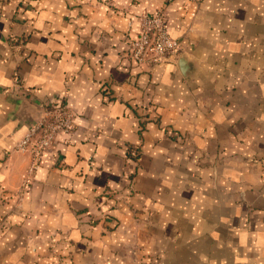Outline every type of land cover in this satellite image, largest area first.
<instances>
[{
    "label": "crops",
    "instance_id": "obj_1",
    "mask_svg": "<svg viewBox=\"0 0 264 264\" xmlns=\"http://www.w3.org/2000/svg\"><path fill=\"white\" fill-rule=\"evenodd\" d=\"M157 11L179 52L136 64ZM0 264H264V0H0Z\"/></svg>",
    "mask_w": 264,
    "mask_h": 264
},
{
    "label": "built area",
    "instance_id": "obj_2",
    "mask_svg": "<svg viewBox=\"0 0 264 264\" xmlns=\"http://www.w3.org/2000/svg\"><path fill=\"white\" fill-rule=\"evenodd\" d=\"M178 42L167 32L163 11L139 18L137 33L130 42L128 58L136 64H156L176 57ZM12 87H20L14 76ZM43 116L17 141L14 151L27 154L30 175L39 165L42 155L52 146L59 134H70L74 128L72 111L63 100L43 107ZM133 154H135L133 152Z\"/></svg>",
    "mask_w": 264,
    "mask_h": 264
},
{
    "label": "water",
    "instance_id": "obj_3",
    "mask_svg": "<svg viewBox=\"0 0 264 264\" xmlns=\"http://www.w3.org/2000/svg\"><path fill=\"white\" fill-rule=\"evenodd\" d=\"M43 114H44V110H43V108H41V109H39V113H38V116H37V118L32 122V123H30L29 124V126L27 127V130L33 125V124H35L42 116H43Z\"/></svg>",
    "mask_w": 264,
    "mask_h": 264
},
{
    "label": "trees",
    "instance_id": "obj_4",
    "mask_svg": "<svg viewBox=\"0 0 264 264\" xmlns=\"http://www.w3.org/2000/svg\"><path fill=\"white\" fill-rule=\"evenodd\" d=\"M133 158H134V160H136L137 159V156H134Z\"/></svg>",
    "mask_w": 264,
    "mask_h": 264
}]
</instances>
